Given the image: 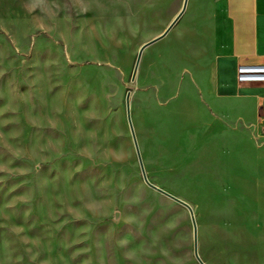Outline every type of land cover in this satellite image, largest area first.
<instances>
[{"label":"rangeland","instance_id":"rangeland-1","mask_svg":"<svg viewBox=\"0 0 264 264\" xmlns=\"http://www.w3.org/2000/svg\"><path fill=\"white\" fill-rule=\"evenodd\" d=\"M174 1L0 0V264H198L127 92L204 264H264V148L224 125L209 62L177 26L131 81Z\"/></svg>","mask_w":264,"mask_h":264},{"label":"crops","instance_id":"crops-1","mask_svg":"<svg viewBox=\"0 0 264 264\" xmlns=\"http://www.w3.org/2000/svg\"><path fill=\"white\" fill-rule=\"evenodd\" d=\"M182 4L183 0L174 1L171 21ZM177 26L186 58L209 62L212 105L233 109L224 108V125L232 122L231 130L251 142L255 150H262L264 84L240 85L235 73L239 64L264 62V0H186L167 34ZM232 99L234 103H228Z\"/></svg>","mask_w":264,"mask_h":264},{"label":"water","instance_id":"water-1","mask_svg":"<svg viewBox=\"0 0 264 264\" xmlns=\"http://www.w3.org/2000/svg\"><path fill=\"white\" fill-rule=\"evenodd\" d=\"M185 3L186 0H183V4L182 7L180 9V11L178 12V14L174 17V19L168 24V26L165 28V30L158 36L152 38L151 40H148L147 42L143 43L137 52L135 61H134V65H133V70H132V75H131V81H134L137 70H138V66H139V62H140V58H141V54L143 52V50L148 47L149 45L153 44L154 42L158 41L159 39H161L162 37H164L167 32L170 30V28L175 24V22L177 21V19L179 18V16L181 15V13L183 12V9L185 7ZM125 109H126V118H127V122H128V126H129V131H130V135L132 138V142L134 145V149H135V153L137 156V160H138V164H139V168H140V172L142 175V179L144 181V183L149 186L151 189L159 192L160 194L164 195L165 197L169 198L170 200L178 203L179 205L183 206L184 208H186L189 212L190 215V220H191V224H192V230H193V256L195 258V260L198 262V264H204V262L201 260V258L199 257L198 254V246H197V226H196V222H195V218H194V214H193V210L191 208V206L184 202L183 200L177 198L176 196L166 192L165 190L155 186L154 184H152L145 173L144 170V166H143V162H142V158L140 155V151H139V147L137 144V140H136V136L134 133V129L132 126V122H131V116H130V92H127L126 97H125Z\"/></svg>","mask_w":264,"mask_h":264},{"label":"built area","instance_id":"built-area-1","mask_svg":"<svg viewBox=\"0 0 264 264\" xmlns=\"http://www.w3.org/2000/svg\"><path fill=\"white\" fill-rule=\"evenodd\" d=\"M235 78L238 84H264V62L255 64H239Z\"/></svg>","mask_w":264,"mask_h":264}]
</instances>
